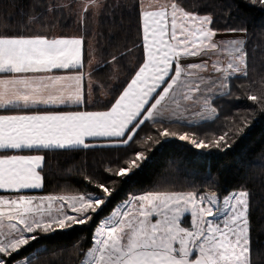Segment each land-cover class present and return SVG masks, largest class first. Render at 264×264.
<instances>
[{
    "label": "snow or ice",
    "instance_id": "6c2138e0",
    "mask_svg": "<svg viewBox=\"0 0 264 264\" xmlns=\"http://www.w3.org/2000/svg\"><path fill=\"white\" fill-rule=\"evenodd\" d=\"M91 3L99 6L98 0ZM259 3L264 6V0ZM136 8L142 21L138 46L143 56L105 110L86 108L94 82L85 70L91 65V53L85 49L83 36L0 33V74H4L0 77V110H4L0 114V264H6L3 257L38 240L41 233L88 224L112 196L108 185L116 183L114 178L129 176L147 159L144 151H130L150 138L138 135L150 126L146 122L158 127V137H177L175 131H168L165 120L184 119L183 112L192 111L193 105L202 106L204 119H212L203 115L209 110L217 112L208 94L217 87L228 90L237 74L248 78L245 41L214 39L219 30L210 27L214 23L210 14L185 11L176 0L158 10H144L137 0ZM88 10L86 0L80 15L82 26ZM32 23H40V18L30 17L26 28ZM225 54L230 58L226 66L220 62ZM117 59L112 55L108 63ZM208 61L216 72L228 71L229 77H201L199 72L207 70ZM96 83L98 90L104 87ZM252 83L255 91L245 95L264 111V82ZM220 95H231V91ZM166 101L175 108L170 110ZM242 123L247 126V119ZM235 128L243 130L239 125ZM177 138L195 149L231 147L227 131L207 142L187 132ZM95 147L126 153L105 165L103 171L110 179L101 182L83 177L97 191L84 187L71 195L30 194L43 187L45 155L41 153ZM25 150L27 154H22ZM248 212L247 190L222 198L192 191L134 195L97 223L95 247L86 251L82 264H251Z\"/></svg>",
    "mask_w": 264,
    "mask_h": 264
},
{
    "label": "trees",
    "instance_id": "16d2710c",
    "mask_svg": "<svg viewBox=\"0 0 264 264\" xmlns=\"http://www.w3.org/2000/svg\"><path fill=\"white\" fill-rule=\"evenodd\" d=\"M81 0H0V33L8 35L83 36L85 49L95 59L91 72L93 87L88 110H105L117 95V90L130 80L140 64L143 50L141 40L142 21L138 16L137 0H100V10L93 18L84 13L80 23L78 3ZM185 10L198 15L210 14L219 31L229 28L246 29L245 51L248 53L249 76L232 78L228 90L231 95H219L212 101L217 109L213 119L199 123L165 122L168 131L177 137L185 132L207 140L228 132L231 147L195 149L188 141L177 137H158V127L150 126L138 132L148 136L143 146L137 144L130 151H144L145 159L139 168L126 177H115V184L108 202L86 225L39 234L19 252L13 253L6 264L26 258L27 264H81L86 251L93 244L97 223L109 215L115 206L130 195L145 192L216 193L220 196L233 190L249 192L251 264H264V111L245 93L255 91L252 82H264V6L251 0H176ZM141 3V0H140ZM52 10L48 11V6ZM30 17H39L40 23L26 28ZM131 49V51H129ZM124 53V55H121ZM118 59L108 63L111 56ZM86 55L85 61L87 62ZM102 65V66H101ZM87 68V67H86ZM103 85L98 90L97 83ZM60 109H55L59 111ZM4 110H0V113ZM247 119V126L242 121ZM239 125L243 130L236 131ZM143 127V126H142ZM159 143H156V140ZM45 155L42 171L43 187L31 193L74 194L75 190L88 187L84 176L101 182L110 179L104 167L115 156L126 153L105 147L79 150H50ZM36 235V234H34Z\"/></svg>",
    "mask_w": 264,
    "mask_h": 264
},
{
    "label": "rangeland",
    "instance_id": "374dc122",
    "mask_svg": "<svg viewBox=\"0 0 264 264\" xmlns=\"http://www.w3.org/2000/svg\"><path fill=\"white\" fill-rule=\"evenodd\" d=\"M85 2H86V0H81L78 3V7L77 8L80 11V15H81V12L83 10V7L85 6ZM87 3H88V9L92 13V17L95 18L98 15L99 10H100V0H98L99 6L91 3V0H87ZM214 39L221 40V41H231L233 39H242V40L245 41V39H246V33L245 32H243V33H227L225 31H218L217 36ZM191 59L193 61L200 62V58L199 57H193ZM215 59H216V57H213V60H215ZM229 60H230V58L225 54L224 56L221 57V61L220 62L223 65L226 66V64L229 62ZM211 65H212V61H208L207 70L206 71H200L199 72V75L201 77L210 78L211 80H218V79H221V78H227V77H229V72L228 71L216 72L212 68ZM193 71H197V70L194 69ZM237 75H239V74H237ZM204 86H206V85H202V87H204ZM222 91H228V90L223 89L222 87H217L213 92L209 93L208 95L211 97V101H213V99L215 97L219 96L220 95V92H222ZM165 104L167 105V107L170 110L173 109V108H175V104H173V103H169L168 101H166ZM212 107H214V106L212 105ZM177 111L179 112V110H177ZM201 112H203L202 106H200V105H193L192 106V111H184L183 112L184 119L177 121L174 118H172V119H169V120H165V122H181V123H186V124H194V123H199V122L204 121V120H209V119H204L203 116L200 115ZM166 115H170V112H167ZM203 115L204 116H207V117H212V119H213L217 115V112L216 113H213L211 110H209L207 112H204ZM189 120H191L192 122L191 123H188ZM190 135H193V134H190ZM238 191H240V190H238ZM238 191L237 190H233L231 192H238ZM187 192H189V191H187ZM146 193H148V192L141 193V194H137V195H143V194H146ZM205 193H207V192H205ZM37 195H42V194H37ZM56 195H59V194H56ZM63 195H69V194H63ZM216 195L218 196V198H222L223 197V196H220L218 194H216ZM133 196L134 195H130L127 199H130ZM127 199H125L124 201L118 203L115 206V208L113 209V211H115L117 207H122L123 204H124V202ZM111 213L109 215H107V216L110 217L111 216ZM185 219H189L188 214H186ZM189 223H190V221H189ZM95 233H96V229L94 231L93 244H92L91 247H95V244H94ZM30 235H34V234H30ZM19 251H20V249L17 252H19ZM2 255L3 254H0V257H2ZM8 257L9 256L3 257V258L6 261ZM85 258H86V254H85L84 259ZM26 262H27L26 258H22V259H19V260L15 261L13 264H27ZM81 264H82V262H81Z\"/></svg>",
    "mask_w": 264,
    "mask_h": 264
},
{
    "label": "crops",
    "instance_id": "0c3cea01",
    "mask_svg": "<svg viewBox=\"0 0 264 264\" xmlns=\"http://www.w3.org/2000/svg\"><path fill=\"white\" fill-rule=\"evenodd\" d=\"M169 2V0H141V4L143 5V9L144 10H158L159 7L161 5L167 4ZM75 37H79V36H59V37H55V38H75ZM96 66V61L95 59H91V65L89 67H87L85 70L88 71V69L93 68ZM54 73H60V74H65V73H69L71 72V70H53ZM4 74H0V77H2ZM3 112H1L0 114H2ZM22 154H27V151L25 150L24 153ZM40 190V189H39ZM36 191V190H34ZM30 194H34L37 195L36 193H30ZM5 195H7L5 193Z\"/></svg>",
    "mask_w": 264,
    "mask_h": 264
}]
</instances>
